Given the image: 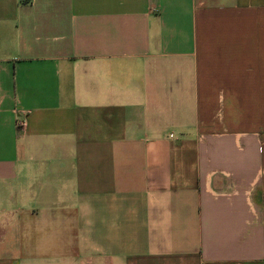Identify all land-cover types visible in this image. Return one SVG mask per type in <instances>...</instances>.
I'll use <instances>...</instances> for the list:
<instances>
[{"label": "crops", "instance_id": "crops-1", "mask_svg": "<svg viewBox=\"0 0 264 264\" xmlns=\"http://www.w3.org/2000/svg\"><path fill=\"white\" fill-rule=\"evenodd\" d=\"M0 264H264V0H0Z\"/></svg>", "mask_w": 264, "mask_h": 264}, {"label": "built area", "instance_id": "built-area-1", "mask_svg": "<svg viewBox=\"0 0 264 264\" xmlns=\"http://www.w3.org/2000/svg\"><path fill=\"white\" fill-rule=\"evenodd\" d=\"M17 125H18V127H23L25 125L24 120L18 121Z\"/></svg>", "mask_w": 264, "mask_h": 264}]
</instances>
